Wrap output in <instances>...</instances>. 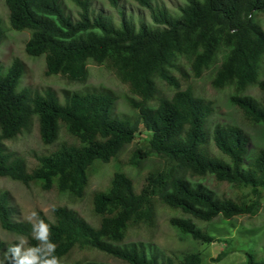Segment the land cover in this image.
<instances>
[{
    "label": "trees",
    "instance_id": "obj_1",
    "mask_svg": "<svg viewBox=\"0 0 264 264\" xmlns=\"http://www.w3.org/2000/svg\"><path fill=\"white\" fill-rule=\"evenodd\" d=\"M3 1L11 27L30 31L25 51L45 57L46 74L85 81L90 63L104 65L127 84L135 114H116L117 97L105 88L65 90L62 100L53 89L20 87L24 62L0 63L1 177L82 197L96 164L111 162L143 133L140 123L147 145L133 150L130 163L139 166L152 155L165 160L138 186L127 172L116 170L108 187L92 195L95 222L66 206H55L52 218L39 212L52 226L62 264H81L64 260L75 248L95 249L127 264H211L199 249L165 254L126 238L131 228L155 224L158 203L182 213L170 224L198 244L215 240L208 224L217 217L230 220L260 209L264 145L250 147L249 133L236 123L217 122L210 130L213 102L197 94L191 82L209 73L214 88L232 89L229 102L248 121L264 126V98L247 93L252 86L264 93V0H181L173 7L134 0L137 11L108 0L114 13L96 10L92 0H74L75 13L61 0ZM5 33L0 15V43ZM35 123L41 142L55 146L35 152L28 162L6 141ZM207 176L237 194L220 193L197 179ZM17 213L9 192L0 190L1 228L35 244L30 225ZM7 245L0 240V259ZM245 264H264V256L249 251Z\"/></svg>",
    "mask_w": 264,
    "mask_h": 264
},
{
    "label": "rangeland",
    "instance_id": "obj_2",
    "mask_svg": "<svg viewBox=\"0 0 264 264\" xmlns=\"http://www.w3.org/2000/svg\"><path fill=\"white\" fill-rule=\"evenodd\" d=\"M67 10L75 13L78 6L74 0H61ZM124 9L134 8L138 10L139 5L134 0H119ZM170 6H175L181 0H161ZM92 6L96 10L114 13L108 0H92ZM0 15L3 17L6 29L5 37L0 43V63L5 67L9 66L15 58L21 59L25 64V72L22 76L20 87H30L33 90L44 92L53 89L63 100L65 90H84L89 86L105 88L111 90L117 97L114 112L120 116L135 114L134 109L128 104V96L131 95L127 84L118 79L115 73L104 65L90 63L88 65L89 75L85 81H70L60 74H46V61L44 56H30L25 51L26 41L30 37L28 30H15L9 24L8 11L3 0H0ZM264 78V74L261 75ZM192 85L197 94L213 102L214 112L209 117L208 126L210 130L217 122L236 123L246 129L251 141L250 147L264 145V126L252 124L243 115V112L229 102L231 88L216 89L210 83V74L205 73L202 77L192 80ZM171 93L172 90L165 88ZM260 99L264 98V93L256 86L247 90ZM143 133L123 148L119 155L109 163H97L82 197H77L68 192H60L56 189L44 190L37 184L26 186L20 181L9 177L0 176V190H6L10 194L11 202L17 207V219L24 221L31 212H42L49 218L53 217L52 210L55 206H66L78 212L90 222H95L96 216L92 210V195L97 190L106 189L109 185L113 173L122 169L135 180L137 186L150 170L161 167L164 159L152 155L141 160L139 166L130 163L133 150L137 146L147 145L145 137L147 131L140 123ZM65 138V134H62ZM6 144L11 151L24 157L28 162L33 160L35 152H42L53 148L55 145H44L41 142L37 123L29 130L18 137L7 140ZM202 180L209 187L229 195H236L237 190L230 185L218 182L213 177L197 178ZM251 193L249 188L243 189ZM250 198H255L251 193ZM173 216H182L179 210L172 209L161 203L157 204V215L153 226L142 225L131 228L126 242H141L147 246L158 248L165 254H180L189 249H199L204 262L211 264H245L247 252L255 251L264 256V193L261 197V206L255 215H239L230 220L220 217L208 226L210 233L215 240L210 243H196L191 237L182 235L174 228L169 220ZM203 224V223H202ZM18 234L5 231L0 226V240L8 244L15 240ZM24 236V235H23ZM27 238L26 236H24ZM28 239V238H27ZM227 254L219 261L215 258L222 252ZM67 262H80L85 264L88 261L96 260L108 264H127L113 256L107 255L95 249L75 248L67 257Z\"/></svg>",
    "mask_w": 264,
    "mask_h": 264
},
{
    "label": "clouds",
    "instance_id": "obj_3",
    "mask_svg": "<svg viewBox=\"0 0 264 264\" xmlns=\"http://www.w3.org/2000/svg\"><path fill=\"white\" fill-rule=\"evenodd\" d=\"M24 221L30 225L31 244L23 235L9 242L3 252L0 264H62L56 255V243L52 240V226L41 218L36 211L31 212Z\"/></svg>",
    "mask_w": 264,
    "mask_h": 264
}]
</instances>
